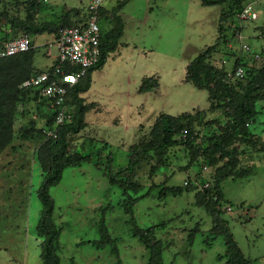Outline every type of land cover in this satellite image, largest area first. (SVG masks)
<instances>
[{
  "label": "rangeland",
  "instance_id": "obj_1",
  "mask_svg": "<svg viewBox=\"0 0 264 264\" xmlns=\"http://www.w3.org/2000/svg\"><path fill=\"white\" fill-rule=\"evenodd\" d=\"M120 1L105 0V5ZM247 1L253 2L258 15L248 22H239L234 2L222 8L204 6L200 0H127L118 10L122 30L116 46L91 73L90 87L81 95L98 109L93 110L92 103L85 114V128L68 135L69 150L89 154L90 160L65 167L59 182L49 189L53 220L60 230V264H147L148 251L134 230L150 226H155V239L161 242L164 264H226L224 237L211 232L212 212L195 200L194 182L200 186L202 179L214 175L217 165L203 155L189 165L188 150L182 145L171 147L165 165L152 175L153 160L142 161L132 176L141 187L128 189L130 196L137 197L131 209L122 187L109 183L108 172L126 174L129 146L140 141L160 113L203 111L195 122L200 150L206 145L205 137L217 128L207 121H227L222 109L209 110L207 90L185 81V68L214 43L208 62L217 68L231 71L242 64L246 70H258L264 66V0ZM75 2L0 0V44L25 33L11 19L57 23L65 10L76 22L84 8L78 9ZM100 29L102 38L110 42L115 20L100 22ZM31 37L35 70L46 69L56 50L54 35L44 32ZM241 44L250 46L251 52L243 51ZM147 77L156 78L158 87L139 92ZM30 98L16 104L13 138L0 153V264H43L37 189L44 163L42 133L52 125V108L33 93ZM68 106L73 110L70 97ZM256 110L248 128L260 137L250 135L257 141L237 143L233 174L244 177L230 176L221 183L222 205L232 208L221 217L250 264H264V99L257 101ZM185 181L193 185L186 189ZM153 184L183 187V191L176 195L167 191L160 197L156 187L147 194Z\"/></svg>",
  "mask_w": 264,
  "mask_h": 264
},
{
  "label": "trees",
  "instance_id": "obj_2",
  "mask_svg": "<svg viewBox=\"0 0 264 264\" xmlns=\"http://www.w3.org/2000/svg\"><path fill=\"white\" fill-rule=\"evenodd\" d=\"M126 1L121 0L111 11V19L115 20V29L110 32V42H106L101 34L98 62L90 67L85 76L72 86L68 92L66 103L68 104L70 97L74 104L72 120L58 129L55 138H48L42 133L45 139L41 146V157L44 163L42 165V179L37 189V196L42 208L37 223V235L42 238L40 258L43 264H60L57 253L60 230L53 220L54 201L49 194V189L59 182L65 167L78 166L82 162L90 160L89 154L83 155L69 150L70 140L68 135L76 134L85 128L84 114L87 110L92 109L93 106L92 103L86 104L81 94L90 87L91 73L105 63L108 52L116 46V39L122 30V22L117 12ZM200 2L204 6L220 5L222 8L234 2L238 13L247 0H200ZM77 8L82 9L83 7L80 5ZM100 13L101 10L99 9V21ZM0 15H2V12H0ZM68 16L66 14L63 17ZM86 17L87 13L84 10V13L76 22L72 21L73 18H60V22L57 23L45 20L41 22H26L25 20L11 19V22L19 26L25 32L23 34L30 38L32 47L28 51L0 58V153L10 144L13 138L16 104L23 99H33L30 98V93L38 96L35 87H21L22 82L32 74L45 70H35L36 67L33 61L34 43L31 35L47 32L54 35L55 38L59 28L76 26ZM14 37L6 38L0 44V47L6 40ZM216 45L214 43L209 46L187 64L185 81L192 82L199 89L207 90L210 103L209 110L222 109L227 121L224 124L212 120L207 121L208 125L216 124L217 128L205 137L206 145L200 150V146L195 143L197 138L200 137V132L195 129V122L200 118L201 110L196 109L192 112L178 115L160 113L154 117L150 129L140 137V141L129 146V162L126 165V174L124 175L122 171L110 174L109 170L108 181L110 184L122 187L123 194L128 196V207L131 209L137 197L130 196L128 189L136 190L141 187V185L132 180V176L134 170L142 161L153 160L154 163L151 165L149 172L152 175L155 170L165 165L166 155L171 147L184 146L188 150L189 165L199 155H203L210 164L217 166L214 175L209 177V186L204 187L207 178L201 180L200 186L194 182L196 203L205 205L212 212L213 225L211 232L214 235L221 233L224 237L228 256L226 264H250V260L243 255L227 227V221L221 217L222 212L226 211L222 205L223 192L221 183L230 176L232 178L235 177L233 171L238 163L239 154L237 143L248 144L256 142L258 138L256 139L255 137H260L252 133L248 125L257 113V101L264 99V66L258 70H246L242 64H238L244 68V77L242 79H231L227 76L229 71L217 68L208 62ZM54 63H56L55 59L47 68H50ZM157 87V79L147 77L142 80L138 91H153ZM201 112L203 113V111ZM50 126L51 124L48 125V127ZM184 130L186 131L185 135H183ZM250 135H255V137L253 136L250 139L248 138ZM236 177H244V174H237ZM185 185L183 187L187 189L193 184L186 181ZM156 187H160V197L166 195L167 191L173 195L183 191V187L153 184L149 185L147 194ZM154 228L155 226L143 229L136 227L134 234L143 244L145 250L148 251L147 264H164L161 256L162 245L159 240L155 239Z\"/></svg>",
  "mask_w": 264,
  "mask_h": 264
},
{
  "label": "built area",
  "instance_id": "obj_3",
  "mask_svg": "<svg viewBox=\"0 0 264 264\" xmlns=\"http://www.w3.org/2000/svg\"><path fill=\"white\" fill-rule=\"evenodd\" d=\"M87 13V17L76 26H66L58 29L54 39L56 47V63L50 68L36 72L24 80L21 87L33 86L37 89L38 96L44 99L52 108V125L43 134L55 138L58 129L70 122L73 110L66 103V97L72 86L83 78L87 70L95 65L100 57L101 29L99 23V9L103 0H74ZM258 15L253 2L247 1L238 11L239 22H248L257 19ZM236 35L241 39L240 30ZM32 47L30 38L23 34L6 40L0 47V58L28 51ZM241 49L251 52L250 46L241 44ZM255 58L259 55L253 54ZM245 71L242 65H237L227 73L231 79H242ZM186 131H183V135ZM207 166H204L206 169ZM186 184V181L184 182ZM209 186V178L204 187ZM231 211L230 205L224 207Z\"/></svg>",
  "mask_w": 264,
  "mask_h": 264
},
{
  "label": "crops",
  "instance_id": "obj_4",
  "mask_svg": "<svg viewBox=\"0 0 264 264\" xmlns=\"http://www.w3.org/2000/svg\"><path fill=\"white\" fill-rule=\"evenodd\" d=\"M74 1V0H73ZM75 7H78V6H80V4L79 3H77V2H75V5H74ZM116 6V5H115ZM114 5H111V6H109V7H107L106 5H105V0H103V2H102V5H101V8H100V10H101V13H100V21H99V23L100 22H108V20H109V18H111V11L113 10V8L115 7ZM65 12V13H64ZM67 13H66V11L64 10L63 11V14H62V16H61V18L62 19H67V18H69V19H71L72 17H71V14H69V16L68 17H63L64 15H66ZM45 21H51V20H45ZM53 22V21H52ZM47 54V56H49L50 57V55L48 54V52L46 53ZM55 57H56V50L54 51V54L52 55L51 54V62H50V64H52L53 63V61H54V59H55ZM82 95V94H81ZM85 103L86 104H90V103H94V102H90V101H86L85 100ZM95 104V103H94ZM96 105V104H95ZM98 108H97V105L95 106V108L93 109V110H97ZM87 113V111L85 112V114ZM85 114H84V120H85ZM86 122V121H85ZM87 124V123H86ZM259 136V135H258Z\"/></svg>",
  "mask_w": 264,
  "mask_h": 264
}]
</instances>
